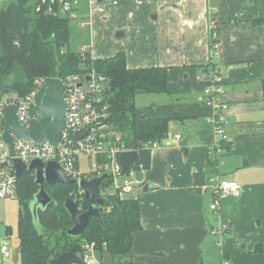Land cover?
Instances as JSON below:
<instances>
[{
	"label": "crops",
	"instance_id": "0c3cea01",
	"mask_svg": "<svg viewBox=\"0 0 264 264\" xmlns=\"http://www.w3.org/2000/svg\"><path fill=\"white\" fill-rule=\"evenodd\" d=\"M210 17L228 105L227 141L214 160L207 152L213 111L202 80L211 60ZM263 19L264 0H116L90 17L94 60L122 53L130 70H166L167 92L135 96L134 112L137 119L169 122V145L150 152L141 185L124 198L139 202L142 229L127 255L97 251L102 264H264V24L254 23ZM216 180L240 190L212 212ZM220 224L221 245L210 234ZM2 239L0 264L10 259L2 257Z\"/></svg>",
	"mask_w": 264,
	"mask_h": 264
},
{
	"label": "trees",
	"instance_id": "16d2710c",
	"mask_svg": "<svg viewBox=\"0 0 264 264\" xmlns=\"http://www.w3.org/2000/svg\"><path fill=\"white\" fill-rule=\"evenodd\" d=\"M241 2L244 4L248 0ZM49 5L50 2L39 0H0V98H24L35 91L37 80L65 78L94 70L108 80L104 92L108 123L123 135L129 148L139 152L140 164L145 170L149 169L150 152L143 149V144L166 139L169 122L137 119L134 98L139 94L167 92L166 70H130L122 53L94 60L87 52L82 59L78 49L88 45L87 28H80L57 4L53 5V13H49ZM85 8L84 0H77L73 8L81 20ZM254 23L264 24V19ZM262 93L264 97V82ZM213 162L209 160V167ZM109 183H104L103 187H108ZM37 190L32 173L17 181L20 264H48L75 243H94L97 251L105 247L112 258L130 253L132 236L142 229L137 200L106 198L105 207H110V212L104 214L105 227L91 220L83 236L74 240L66 235L72 221L63 203L78 187L46 186L52 203L45 209H38L35 218L30 203Z\"/></svg>",
	"mask_w": 264,
	"mask_h": 264
},
{
	"label": "built area",
	"instance_id": "2783aa9c",
	"mask_svg": "<svg viewBox=\"0 0 264 264\" xmlns=\"http://www.w3.org/2000/svg\"><path fill=\"white\" fill-rule=\"evenodd\" d=\"M3 1V0H2ZM41 3L50 2L48 12L53 13V5L57 4L62 13L69 14L70 18L80 28L89 26V19L94 14L104 12V3H115L116 0H85L86 12L81 16L75 10L77 0H39ZM160 1V0H144ZM216 1V0H211ZM37 10H40L38 6ZM209 47L210 64L208 72L202 76L205 83L203 95L205 104L213 111L212 123L214 127L213 140L207 147L208 156L216 159L217 153L222 149V144L227 141L225 126L228 123L227 113L228 105L225 99V89L220 70L214 65L217 58L220 43L218 39V29L216 21L210 17L209 20ZM82 59L88 52L87 46H81L78 49ZM92 59V58H91ZM89 78V81H87ZM66 86L64 92L66 102V130L62 132L60 143L57 148L44 141L41 144H35L32 141H24L16 137L13 138L14 155L10 156L8 147L2 140V128L0 126V199H13L16 197L17 179L14 175L11 160L17 159L20 162L29 165L34 159H40L44 163L56 162L61 167L65 177L69 180H75L78 190L70 194V198L78 205L83 199V190L78 186L81 180H88L95 177L108 175L110 181L107 189V195L102 198L118 197L124 199L133 192L136 187L141 185L139 175L145 169L140 164L133 165L122 175L120 165V155L126 152H138L127 146L123 135L117 132L114 127L108 123V107L104 104V92L108 86V80L105 76L89 70L82 74L68 75L65 78H59ZM45 80L35 81L36 89L24 98L16 96H5L0 98V121L2 110L8 105L16 107L18 122L28 128L30 117L28 115L29 104L33 102L35 92L45 83ZM84 135L78 140H72L70 135ZM179 136H174L179 140ZM163 141H149L143 144V149L151 152L159 148L162 144L169 145ZM139 153V152H138ZM81 158L94 160L91 165L92 171L88 174L81 173L79 161ZM104 182V183H106ZM104 185V184H103ZM101 187V190L103 188ZM239 186L230 182L215 181L213 188V199L209 206L210 211L216 212L222 199L230 195H238ZM104 214L110 212V207L103 208ZM211 236H214L217 243L221 245L226 235V227L222 224L210 230ZM82 251L79 255L82 264H102L97 257V250L94 243L81 244ZM1 253L3 259L9 257L8 243L2 239ZM222 264H227L223 262Z\"/></svg>",
	"mask_w": 264,
	"mask_h": 264
},
{
	"label": "water",
	"instance_id": "95a60500",
	"mask_svg": "<svg viewBox=\"0 0 264 264\" xmlns=\"http://www.w3.org/2000/svg\"><path fill=\"white\" fill-rule=\"evenodd\" d=\"M87 81H89V78H87ZM65 90L66 86L62 80L54 78L47 80L35 92L33 102L28 107L30 117L28 128L18 122L14 105L3 108L0 121L3 132L2 140L8 147L10 156L14 155L13 136L24 141H32L38 145L46 141L55 148L58 147L62 132L66 130ZM83 136L70 135L72 140H78ZM119 160L123 175L133 165L140 162V155L138 152H126L120 155ZM11 163L17 180L27 173L33 175L34 184L38 187V190L30 203V208L35 218L38 209H45L52 203V198L49 196L46 186L53 188L57 185L71 186L76 184L75 180H69L65 177L61 167L56 162L44 163L40 159H34L29 165H26L17 159H12ZM108 179V175H103L81 180L78 183V186L83 190V199L80 205L70 197L64 200L63 207L72 221V227L66 233L68 238L80 239L91 220H96L102 227H105L103 208L107 201L100 196V191L102 185ZM81 251V244L75 243L67 252L50 260L48 264H82L79 257Z\"/></svg>",
	"mask_w": 264,
	"mask_h": 264
},
{
	"label": "rangeland",
	"instance_id": "374dc122",
	"mask_svg": "<svg viewBox=\"0 0 264 264\" xmlns=\"http://www.w3.org/2000/svg\"><path fill=\"white\" fill-rule=\"evenodd\" d=\"M91 165H94V160L81 158L79 161V169L81 173L88 174L92 171ZM106 187L101 190V195H107ZM16 210H15V209ZM19 202L16 198L10 199H0V240L2 238L6 239L8 243L10 259L8 262H3V264H16L14 259L18 254V263L20 264L19 258V234H18V212H19ZM7 230L9 233L7 234ZM17 253V254H16ZM0 259L1 256H0ZM6 260V259H5ZM3 260V261H5Z\"/></svg>",
	"mask_w": 264,
	"mask_h": 264
}]
</instances>
